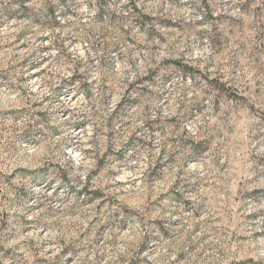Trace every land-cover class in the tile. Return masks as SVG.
<instances>
[{"label":"rangeland","instance_id":"rangeland-1","mask_svg":"<svg viewBox=\"0 0 264 264\" xmlns=\"http://www.w3.org/2000/svg\"><path fill=\"white\" fill-rule=\"evenodd\" d=\"M131 1L102 69L98 0H0V264H264V0Z\"/></svg>","mask_w":264,"mask_h":264},{"label":"trees","instance_id":"trees-1","mask_svg":"<svg viewBox=\"0 0 264 264\" xmlns=\"http://www.w3.org/2000/svg\"><path fill=\"white\" fill-rule=\"evenodd\" d=\"M65 3L64 0H60V4H63ZM98 11H97V14H96V19L97 20H100V21H108L109 24H119L121 27H120V31L119 33H121V37H119L118 41L116 42H113V43H110L108 42L107 40L105 39H99V37L93 41V50H98L102 53V55L100 56L99 58V68H102V69H107L111 66L112 62H113V59L109 56V54L111 52H115V51H118V53H120L119 51V45L122 43V42H127L129 39H127V30L124 28L125 27V22L126 21H136L138 18H141L142 15H140V12L136 9V7H134V4L132 3L131 0L128 1V3L125 5L124 8H127V12L126 14H121V15H117L113 10H109L107 9V6L109 4V2H107V0H98ZM62 7H66L65 9L61 10V9H57V5H54L53 3H50L48 2L47 6L41 11V13H32L29 17H30V20L32 21V23H35L37 25H41V28L43 29H46L48 27H53V26H56V27H61L60 25V21L58 19V17L61 15V16H64V14L66 13H70V7L69 5H62ZM116 14V15H115ZM105 19V20H103ZM55 40V39H54ZM62 41L63 39H60L59 37H56V45H59V52L62 53V55L68 57V53L66 52V48L65 46L62 44ZM127 61L130 65H133L134 64V59L128 55V58H127ZM26 62V60H25ZM88 62H93V59L90 58V60ZM29 65V67H35L37 66V64L39 63H33L32 62H29L27 63ZM80 70V65L78 64H74V67H73V73L71 75V79L72 80L73 78H76L75 76L79 73ZM77 73V74H76ZM152 77H150V72L147 73V75H145L142 79L140 77H136V79L133 81V82H130V83H127L126 84V89H128L130 86L134 85V84H141V82L143 80H147L146 82L149 83L151 82V79ZM68 82L70 81H66V80H62L60 85L57 87L58 90H61V87L62 85H65L67 84ZM89 98V96H86ZM184 97V96H183ZM184 99V98H183ZM102 101H105L104 98ZM185 102V100H183V103ZM119 105H120V102H118L117 106H116V109L118 110V112L116 113L115 112V109H114V117L116 118H119L121 113H120V110H119ZM188 108H191V106H189ZM112 118V115L110 116ZM122 117V115H121ZM111 118L107 121L108 122V125L110 126L112 122L111 121ZM110 122V123H109ZM151 123V121L149 120H145V125ZM188 137V138H187ZM142 139L140 137H136L134 136V133L129 137V139H127L126 141V144L127 143H133L135 141L138 142H142L141 141ZM185 144L183 145V147L188 146L187 144H191L193 145L194 143H198L200 141H192L191 137L190 136H186L185 139ZM192 146H190L189 148H191ZM180 196V194H176V197ZM179 200V197L177 198ZM155 234L152 235V234H149V233H144V237H143V241L141 244V247L139 248L140 250L144 247H147L150 242H151V239H154L155 237ZM181 257V256H180Z\"/></svg>","mask_w":264,"mask_h":264}]
</instances>
